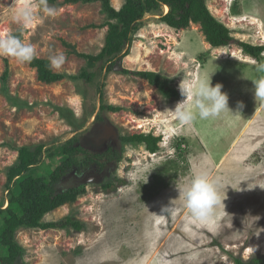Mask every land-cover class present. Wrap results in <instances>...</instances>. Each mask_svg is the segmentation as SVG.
I'll return each mask as SVG.
<instances>
[{"label":"rangeland","instance_id":"1","mask_svg":"<svg viewBox=\"0 0 264 264\" xmlns=\"http://www.w3.org/2000/svg\"><path fill=\"white\" fill-rule=\"evenodd\" d=\"M110 1L119 10L125 0ZM206 3L230 30V46L211 47L198 23L183 30L169 27L161 21L169 9L162 7L145 15L124 49L123 69L168 78L179 96L167 100L145 79L118 68L108 72L105 61L91 67L80 56H97L105 45L111 20L101 3L0 0V39L21 33L35 58L49 62L60 53L66 58L60 69H51L64 78L47 84L28 62L0 54V208L8 206L7 172L16 164L17 148L45 146L37 168L44 177L52 162L53 170L61 163L59 157L50 161L48 149L70 139L101 156L99 163L85 166L87 155H76L83 173L74 168L55 191L81 194L43 219L60 224L71 218L82 228L64 223L20 229L14 264H236L264 256V100L252 91L253 82L264 77L256 71L264 52L255 60L239 45L264 47V0ZM24 9L32 17L27 25L17 15ZM86 70L95 73L92 82L80 78ZM210 79L213 87L222 85L230 111L182 123L173 113L185 99L180 84ZM102 105L120 110L102 111ZM141 134L160 138L156 153L122 140ZM201 170L223 184L227 213L218 206L206 221L190 219L178 191ZM2 224L0 216V229Z\"/></svg>","mask_w":264,"mask_h":264},{"label":"trees","instance_id":"2","mask_svg":"<svg viewBox=\"0 0 264 264\" xmlns=\"http://www.w3.org/2000/svg\"><path fill=\"white\" fill-rule=\"evenodd\" d=\"M58 0H40L41 4L55 3ZM68 4H92L101 3L104 12L111 20L108 22V31L105 38V45L102 51L97 55H80L88 60L91 67L104 62L107 65L106 70L111 72L118 68L123 74H133L134 76L145 79L150 85L156 87L158 91L166 97L167 100L177 99L179 92L170 86L168 78L154 72L138 71L132 72L122 68L121 59L126 55L123 54L124 49L134 31H136L146 14L167 7L169 11L162 17V22L176 30L187 29L192 23H198L202 27L207 43L213 48H225L234 41L230 30L221 22H219L209 11L206 0H125L122 7L117 10L113 7L110 0H63ZM114 21V22H112ZM22 40L21 33L15 34ZM240 48L250 57L260 59L264 52V47H254L246 43H239ZM31 67L37 68L38 78L47 84L56 83L64 78L62 74L55 73L49 67V62L39 58H33L28 62ZM8 72H6V75ZM80 78L86 82H92L95 73L84 71ZM102 111L118 112L119 107L101 106ZM81 128H78L79 130ZM125 142L143 144L151 153L159 150V137L152 134L133 135L122 137ZM76 138L70 139L59 148L48 149V155L53 161L59 157L61 163L53 170L48 168L49 177L39 174L37 168H40L42 157L44 154V145L23 146L17 148L18 159L16 164L9 168L7 172L8 191L7 203L5 209L0 208V216H2L3 224L1 242L7 249L5 256L0 257V264H14L20 256V247L16 242V234L20 229H51L71 225L75 230L79 231L82 224L79 221H72L67 218L64 222L43 223L44 217L54 209L75 201L77 196L81 194L77 189H70L67 192H56L55 184L59 182L66 174L72 172L75 168L79 174L83 173L81 167H77L76 155L84 153L87 155L88 162L99 163L100 155H91L82 147L75 145ZM111 149L108 153L111 154ZM58 154V155H57ZM114 157L118 156L112 153ZM103 156V154H102ZM109 157V156H108ZM32 171H37L32 173ZM112 184H105V188L111 187ZM65 223V224H64ZM236 264H264V256L255 258L249 263L236 260Z\"/></svg>","mask_w":264,"mask_h":264},{"label":"clouds","instance_id":"3","mask_svg":"<svg viewBox=\"0 0 264 264\" xmlns=\"http://www.w3.org/2000/svg\"><path fill=\"white\" fill-rule=\"evenodd\" d=\"M17 15L23 24L31 23L32 17L29 10L24 9ZM0 54L12 56L18 62L24 63L34 58L35 50L31 45L24 44L18 36L9 33L0 39ZM65 60L62 53L53 55L49 58V67L58 70ZM256 71L264 73V62L257 63ZM253 85L252 91L255 98L264 100V77L255 80ZM221 88L222 85L219 84L213 87L211 79L208 82L203 80L196 83L182 82L179 89L185 99L176 105L174 112H171L185 124H190L196 119L206 120L218 117L222 112L230 111L228 96L221 91ZM242 107L243 104L238 103V108ZM222 188L223 184L220 180L209 179L206 170L194 173L190 180L178 190L179 197L183 199L184 206L190 213V219L206 221L214 215V210L218 206H223L225 211V198L221 195Z\"/></svg>","mask_w":264,"mask_h":264},{"label":"bare ground","instance_id":"4","mask_svg":"<svg viewBox=\"0 0 264 264\" xmlns=\"http://www.w3.org/2000/svg\"><path fill=\"white\" fill-rule=\"evenodd\" d=\"M168 9V8H167ZM110 131V130H109ZM108 132V131H107ZM111 133V132H110Z\"/></svg>","mask_w":264,"mask_h":264}]
</instances>
